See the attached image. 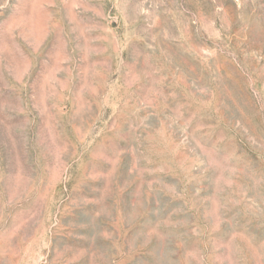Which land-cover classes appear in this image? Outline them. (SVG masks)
I'll use <instances>...</instances> for the list:
<instances>
[{
	"label": "rangeland",
	"instance_id": "374dc122",
	"mask_svg": "<svg viewBox=\"0 0 264 264\" xmlns=\"http://www.w3.org/2000/svg\"><path fill=\"white\" fill-rule=\"evenodd\" d=\"M0 264H264V0H0Z\"/></svg>",
	"mask_w": 264,
	"mask_h": 264
}]
</instances>
